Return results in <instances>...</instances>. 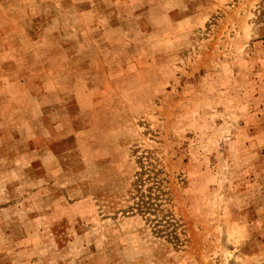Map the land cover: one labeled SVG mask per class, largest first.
Masks as SVG:
<instances>
[{
	"label": "rangeland",
	"instance_id": "obj_1",
	"mask_svg": "<svg viewBox=\"0 0 264 264\" xmlns=\"http://www.w3.org/2000/svg\"><path fill=\"white\" fill-rule=\"evenodd\" d=\"M0 264H264V0H0Z\"/></svg>",
	"mask_w": 264,
	"mask_h": 264
}]
</instances>
